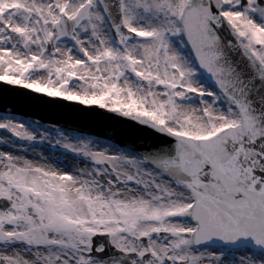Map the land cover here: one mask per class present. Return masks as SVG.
I'll list each match as a JSON object with an SVG mask.
<instances>
[{"label":"snow or ice","instance_id":"snow-or-ice-1","mask_svg":"<svg viewBox=\"0 0 264 264\" xmlns=\"http://www.w3.org/2000/svg\"><path fill=\"white\" fill-rule=\"evenodd\" d=\"M222 24L264 79L260 0H0V143L36 139L14 108L41 98L174 141L137 160L65 139L91 164L70 171L0 149V264H264V125Z\"/></svg>","mask_w":264,"mask_h":264},{"label":"water","instance_id":"water-1","mask_svg":"<svg viewBox=\"0 0 264 264\" xmlns=\"http://www.w3.org/2000/svg\"><path fill=\"white\" fill-rule=\"evenodd\" d=\"M241 2L243 4L244 0H241ZM260 2L264 3V0H260ZM217 34L222 44L225 45L224 53L227 60L234 66L237 76L242 80L240 85L243 88L241 96L250 105L253 113L258 114L261 125H264V79L258 77L249 67L240 49L236 47L234 36L226 25L222 24L217 29ZM229 41L233 45L231 48L227 46ZM188 49L191 55V49ZM195 64L205 78H203L204 83H209L210 86L220 91L210 74L200 68L196 62ZM192 98L200 100L196 96H192ZM4 110V106L0 105V112ZM14 113L24 116L39 125H45L50 129L66 130L73 134L82 132L102 137L142 158L144 154L152 151L153 147L174 143L171 138L160 137L158 133L153 132L151 129L143 128L132 121H125L111 114L98 111L90 112L80 106L67 105L63 102H52L47 100V98L33 101L31 106H18L14 108ZM100 179H104V177ZM120 264H127V261H121Z\"/></svg>","mask_w":264,"mask_h":264},{"label":"rangeland","instance_id":"rangeland-1","mask_svg":"<svg viewBox=\"0 0 264 264\" xmlns=\"http://www.w3.org/2000/svg\"><path fill=\"white\" fill-rule=\"evenodd\" d=\"M97 8L102 11V9H100L99 4H97ZM251 15H253V18H255L259 22V16L257 14L252 13ZM103 30L109 36L110 40L114 43L115 41L114 34L111 32V28L110 25L107 23V20L105 22ZM177 47L179 46L177 45ZM180 51L192 63V67L194 69V80L196 81V83L202 86L203 88H205L206 90L211 91L214 95H216L217 96L216 103L218 108L221 111H227V102L225 98L221 95V93L218 92L217 89L211 87L208 83H204L200 71L198 70L194 61L191 58L188 47L185 46L183 48H180ZM205 99H211V97H207ZM185 102L190 105L199 104V100L193 99L192 97ZM16 118L18 120H23L24 122H26L29 131L33 133L36 139L31 142L17 140V139H10L9 144L16 145L17 147L13 148L8 146V144L0 143V149H3L4 151L15 152L27 156L29 159H35V160L40 159V156L42 155L47 159L48 162L51 161L53 164H58L64 159L69 158L70 160L76 163L75 168L91 167L90 162L86 158L77 155L72 151L65 149L62 146L66 139L67 142H71L73 144H78L80 141H83L89 144L90 147L95 149H104L112 152H118L120 154L133 157L137 160H142L141 156H138L128 150H125L123 147H119L116 143L111 142L110 140H106L102 137L88 135L82 132L77 134L75 133L72 134L71 132L66 130L50 129L45 125H39L37 123H34L30 121L28 118L18 114H16ZM42 134H43V138H41ZM0 136L7 137L8 133L4 131H0ZM56 141H60V143H56ZM20 148H23L24 151L21 152ZM125 167L127 166L125 165ZM141 167L147 168L148 165L142 164ZM209 249L211 250V246H209Z\"/></svg>","mask_w":264,"mask_h":264},{"label":"bare ground","instance_id":"bare-ground-1","mask_svg":"<svg viewBox=\"0 0 264 264\" xmlns=\"http://www.w3.org/2000/svg\"><path fill=\"white\" fill-rule=\"evenodd\" d=\"M39 160V159H38ZM49 163H52L51 161H49ZM58 166H62L64 168L65 171H70L73 168H75L76 163L72 160H70L69 158L64 159L63 161H61L60 163L56 164Z\"/></svg>","mask_w":264,"mask_h":264}]
</instances>
